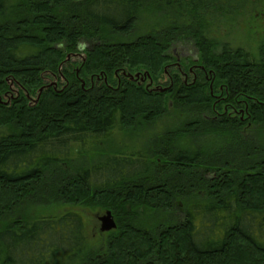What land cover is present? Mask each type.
<instances>
[{"label": "trees", "instance_id": "16d2710c", "mask_svg": "<svg viewBox=\"0 0 264 264\" xmlns=\"http://www.w3.org/2000/svg\"><path fill=\"white\" fill-rule=\"evenodd\" d=\"M242 1L0 0V264H264V46L209 36L259 11ZM145 13L160 21L131 40ZM188 44L196 82L170 71ZM144 72L152 89L123 76ZM63 205L112 212L103 251Z\"/></svg>", "mask_w": 264, "mask_h": 264}, {"label": "rangeland", "instance_id": "374dc122", "mask_svg": "<svg viewBox=\"0 0 264 264\" xmlns=\"http://www.w3.org/2000/svg\"><path fill=\"white\" fill-rule=\"evenodd\" d=\"M246 1H254V0H246ZM246 1L243 0L241 5H244ZM225 2L227 5L229 0H225ZM249 7L253 8V7H256V5L251 3ZM257 7L259 8V11H256L253 13L246 12V9L244 10L242 9L243 7H239L238 8L239 12L234 13L233 15H230L231 20L230 18H228V16L224 17V19L222 17H218L217 19H212L209 17L210 19L209 18L208 19L212 23L211 29H209V36L212 39L215 38L220 43L230 45L231 48H244L246 51L253 53V55L255 54L258 55L259 50L261 49L262 46H264V0H258ZM245 8H246V5H245ZM159 21H160L159 17H156V16L152 17L151 14L145 13L144 18L141 20L140 24H138L137 26L138 29L136 30L137 31L136 35H134L131 38V40H134L138 36L149 32L150 29L157 26V23ZM122 40H124V42L129 41L128 38L127 39L124 38ZM81 47L86 49L88 48V45L82 44ZM171 52L173 53L174 57L176 55L181 60L179 62V60L175 57L176 61L174 60L173 61L174 63L171 65V67L173 68L170 70L171 74H173L176 71V68H178L177 64H180V67L184 69V70L182 69L181 73L177 72L179 73L180 78L183 81L192 82L194 80V74H195V70L193 71V68L195 69V67L197 66L202 68L200 65H197L196 63L191 65L193 61L195 60V58H197V52H195V48L191 44H188V46L179 45V47H175V49H173ZM82 56H79L77 59H79L80 61ZM76 63L78 64L79 62H76ZM75 68L79 69V66L75 65ZM202 69H203V72H205L204 68ZM145 73L146 72L137 73V74H140L142 78L143 74ZM149 76H150V79L145 80L144 82L146 81H149V83L152 82L151 75L149 74ZM51 82L53 84H58L59 80H56V81L54 80ZM135 82H139L140 85L143 84V81L141 79H137ZM116 83H113V85L117 86ZM163 83L167 84L166 81H163ZM151 85L149 86L147 83L148 88L151 87ZM54 86H57V85H54ZM119 86L120 85L118 84V87ZM163 86L164 85H162V89L165 88ZM86 89L88 90L89 87H87ZM172 123H173L172 120L163 119L162 121L154 125L155 126L154 129L156 132H162L166 127L169 126V124H172ZM150 129H152V127ZM147 132L148 131L141 132L139 134L130 133L129 135L118 133L117 135L114 136V138H112L110 141H108V143H106L108 144V147H106V150H109L111 153L119 152V153H127L129 155L132 152L139 150L143 146H145V144L148 142L149 136L151 135V134H148ZM72 155L74 157L80 155V150L78 149V147L72 150ZM89 157H90L89 160H92L96 158V154H91ZM62 207L64 211L65 210L66 211H76L83 215L86 221V235L89 241V247L94 250L103 251L104 248L106 247V240L108 238L107 233L109 234L110 232H106V233L101 232L102 223L100 221V218L105 216L107 212H111V211L102 210L98 208H89L85 206H65L63 205ZM113 218H114V215H113Z\"/></svg>", "mask_w": 264, "mask_h": 264}, {"label": "water", "instance_id": "95a60500", "mask_svg": "<svg viewBox=\"0 0 264 264\" xmlns=\"http://www.w3.org/2000/svg\"><path fill=\"white\" fill-rule=\"evenodd\" d=\"M74 58L76 56H73ZM71 56H69L67 58V60H70ZM86 58L84 57V60ZM168 68H166V71H167ZM125 76H127L131 81H136L137 79H141L142 81H145V80H148L150 79V76L148 73H145L143 74V77L141 78V75L140 74H136V75H131V74H127V73H124ZM152 84L149 83L148 85L150 86ZM54 85H57V84H54ZM85 86V83L83 82V87ZM57 87V86H56ZM43 89L40 90V94L42 93ZM155 91H161V92H165L166 89H160V88H157ZM0 102L2 103L3 101L0 100ZM38 102V100L36 101V103ZM100 221L102 223V226H101V232L102 233H106V232H111V231H114L117 229V224H116V221L114 220L113 218V215L111 212H107L105 216L101 217L100 218Z\"/></svg>", "mask_w": 264, "mask_h": 264}, {"label": "flooded vegetation", "instance_id": "af4514ba", "mask_svg": "<svg viewBox=\"0 0 264 264\" xmlns=\"http://www.w3.org/2000/svg\"><path fill=\"white\" fill-rule=\"evenodd\" d=\"M175 56H176V55H175ZM176 58L179 60V62L181 61L179 57L176 56ZM74 61L77 62V61H79V60H78L77 58H75ZM177 65H178V68L181 69L180 64H177ZM194 70H195V74H194V80H193V82H196L197 79H198V75H197L198 72H200L201 70L203 71V69L197 66V67H195V69L193 68V71H194ZM193 73H194V72H193ZM123 76L125 77L124 73H123ZM207 78H208V77H207ZM148 80H149V79H148ZM147 83H148V81H146V82L143 81V84H144V85H147ZM152 85H153V84H152Z\"/></svg>", "mask_w": 264, "mask_h": 264}]
</instances>
